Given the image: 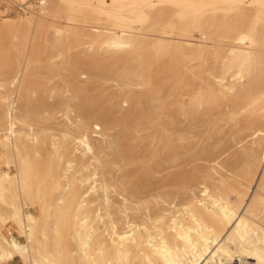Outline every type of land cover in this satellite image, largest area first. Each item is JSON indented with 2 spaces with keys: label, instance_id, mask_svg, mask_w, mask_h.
Segmentation results:
<instances>
[{
  "label": "rangeland",
  "instance_id": "rangeland-1",
  "mask_svg": "<svg viewBox=\"0 0 264 264\" xmlns=\"http://www.w3.org/2000/svg\"><path fill=\"white\" fill-rule=\"evenodd\" d=\"M105 1L106 13L117 24L135 32L143 28L134 12L136 0ZM227 1L251 22L264 24V0ZM38 2L0 0V142L8 96L16 116L34 127L47 165L56 162V142L62 168L70 162L76 179L109 186L106 201L99 188L76 183L86 194L91 216H100L99 232H109L111 222L119 229L134 223L143 233L154 231L162 217L166 228L173 214L200 207L199 183L241 212L250 208L257 218L264 216V204L254 199L264 189V165L251 153L250 137L252 130L264 128V47L261 71L228 93L210 79L217 71L213 53L223 47L205 40L198 27L191 28L190 37L178 25L142 40L144 46L136 52H109L93 44L83 27L81 14L88 16L87 25L95 23L90 10L85 11L95 0H50L56 22L27 12L28 5ZM165 11L176 18L177 10ZM71 17L76 19L72 36L58 40L53 27ZM18 48L29 63L13 87L12 78L24 65ZM61 50L62 59L57 57ZM201 87L206 100L196 101ZM17 130L25 137L24 124ZM83 131L89 134L90 151L75 140Z\"/></svg>",
  "mask_w": 264,
  "mask_h": 264
},
{
  "label": "bare ground",
  "instance_id": "bare-ground-1",
  "mask_svg": "<svg viewBox=\"0 0 264 264\" xmlns=\"http://www.w3.org/2000/svg\"><path fill=\"white\" fill-rule=\"evenodd\" d=\"M95 1L97 4L85 7L95 23L87 25L88 16L81 14L83 27L88 28L93 44L109 52H136L144 46L142 40L164 35L167 28L173 30L178 25L185 27L190 37L191 28L198 27L205 40H216L223 47L213 53L217 71L210 73L219 87L231 93L234 84L261 71L264 24L235 12L227 0H136L134 12L143 25L138 32L112 20L105 11V0ZM165 9L177 10L176 18L169 17ZM26 10L56 22L50 0H39ZM75 22L71 17L66 24L54 26L55 37H71ZM16 53L24 65L12 78L13 87L20 84L29 63L19 48ZM57 57L64 58V51ZM202 91L203 87L198 89L196 101L206 100ZM6 100L8 121L0 142V264H245L252 259L264 264V216L257 218L250 208L241 212L228 198L213 195L204 183H199L200 207L190 205L183 214H173L166 228V217H162L154 231L145 229L143 233L134 223L119 229L111 222L109 232H99L100 216H91L86 194L76 183L99 188L106 201L109 186L76 179L70 162L62 168L56 142V162L47 165L34 127L22 122L15 114L14 102L8 96ZM21 123L27 128L25 137L17 130ZM95 127L101 130L99 125ZM250 137L251 153L264 165V128L252 130ZM75 140L84 150H91L86 131ZM255 198L264 204V189Z\"/></svg>",
  "mask_w": 264,
  "mask_h": 264
}]
</instances>
